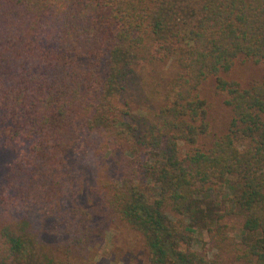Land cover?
<instances>
[{
    "label": "trees",
    "instance_id": "obj_1",
    "mask_svg": "<svg viewBox=\"0 0 264 264\" xmlns=\"http://www.w3.org/2000/svg\"><path fill=\"white\" fill-rule=\"evenodd\" d=\"M236 59L264 64V0H0V264L85 256L102 229L82 171L113 150L117 176L92 188L147 264H264V74L240 84ZM163 62L160 102L135 116L127 76ZM208 81L229 113L214 134Z\"/></svg>",
    "mask_w": 264,
    "mask_h": 264
},
{
    "label": "rangeland",
    "instance_id": "obj_2",
    "mask_svg": "<svg viewBox=\"0 0 264 264\" xmlns=\"http://www.w3.org/2000/svg\"><path fill=\"white\" fill-rule=\"evenodd\" d=\"M170 70V62L134 67L135 73L127 76L120 93V96L128 101L132 114L151 117L160 102L162 89L170 76ZM263 74L264 64H254L247 59H236L227 76L246 85L258 80ZM210 85V81L205 85V96L209 102V133L214 134L225 128L229 113L220 98L212 93ZM123 157L124 151L122 153L120 150H113L110 154L103 153L91 159L88 170L82 171L84 183L78 187L77 200L90 212L92 220L102 231L95 237L92 248L85 256H73L71 264H147L141 237L122 226L119 221L108 218L100 206V192L92 188L98 186L102 180H112L116 177L124 160ZM8 158V153L0 150V176ZM226 223L229 238L237 239L239 220L229 218L226 219ZM204 237V235L199 236L200 239ZM199 246L200 242L195 243L193 248L200 251ZM204 250L205 257L208 260L213 259L215 250L207 243L204 245ZM222 257L220 264H234L225 255Z\"/></svg>",
    "mask_w": 264,
    "mask_h": 264
}]
</instances>
